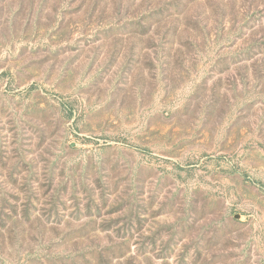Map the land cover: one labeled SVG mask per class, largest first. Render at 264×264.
<instances>
[{
  "label": "rangeland",
  "instance_id": "obj_1",
  "mask_svg": "<svg viewBox=\"0 0 264 264\" xmlns=\"http://www.w3.org/2000/svg\"><path fill=\"white\" fill-rule=\"evenodd\" d=\"M0 264H264V0H0Z\"/></svg>",
  "mask_w": 264,
  "mask_h": 264
}]
</instances>
